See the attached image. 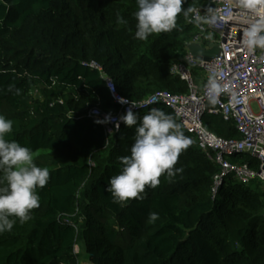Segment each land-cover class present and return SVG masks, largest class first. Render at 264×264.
Segmentation results:
<instances>
[{
    "label": "trees",
    "instance_id": "1",
    "mask_svg": "<svg viewBox=\"0 0 264 264\" xmlns=\"http://www.w3.org/2000/svg\"><path fill=\"white\" fill-rule=\"evenodd\" d=\"M189 5L213 9L206 0ZM137 10L136 0H0V115L14 122L8 139L30 148L51 174L32 219L0 234V264H264V182L229 177L215 193L220 168L164 106L155 108L191 140L174 166L181 171L123 207L105 191L122 170L119 157L130 155L135 126L122 123L109 138L88 116L94 107L119 108L102 73L85 63L98 62L134 102L189 92L172 70L199 27L180 15L173 31L140 41ZM150 111L135 113L142 120ZM205 123L240 138L218 116ZM235 162L259 168L251 157ZM153 212L159 218L150 222Z\"/></svg>",
    "mask_w": 264,
    "mask_h": 264
},
{
    "label": "clouds",
    "instance_id": "2",
    "mask_svg": "<svg viewBox=\"0 0 264 264\" xmlns=\"http://www.w3.org/2000/svg\"><path fill=\"white\" fill-rule=\"evenodd\" d=\"M135 38L148 41L153 34L171 32L177 28V18L196 26H216L221 17L211 8L204 15L201 10L189 5L188 0H136ZM235 7L255 14L256 22L251 23L243 33L242 45L253 54L257 49L264 50V0H236ZM118 23H127L118 15ZM222 73L209 75L205 85V95L212 106L220 103V97L229 91L221 82ZM13 86H9V90ZM114 91V85L109 84ZM19 89L16 94H19ZM121 102H124L121 99ZM133 104L120 122L126 127L135 126L134 143L129 156L119 157L122 170L108 179L106 192L114 203L125 206L130 200L142 201L146 198V188L155 189L160 177L170 181L181 171L174 166L180 153L187 149L191 140L185 136L182 125L174 117L158 108H152L142 120L133 110ZM111 116L104 121L111 122ZM14 122L0 115V234L11 232L19 220L21 225L32 219V211L40 207L38 189H43L50 180L47 167L38 166L30 148L8 139L13 132ZM157 213L149 214V221L158 219Z\"/></svg>",
    "mask_w": 264,
    "mask_h": 264
},
{
    "label": "built area",
    "instance_id": "3",
    "mask_svg": "<svg viewBox=\"0 0 264 264\" xmlns=\"http://www.w3.org/2000/svg\"><path fill=\"white\" fill-rule=\"evenodd\" d=\"M206 1L213 5V10L221 19L216 26H199L192 43L207 50L215 43L222 56L210 61L197 60L187 50L184 63L175 65L172 72L188 83V93L173 95L161 91L141 102H134L117 92L115 82L105 75L98 62L85 65L102 73L112 100L119 108L117 113H113L94 107L88 113L90 118L100 121L111 116V122L99 123L107 137H113L120 130L122 122L119 130L116 123L133 104L137 106L133 109L135 112L160 106L168 108L186 131L194 136L198 148L220 168L215 185L217 193L219 186L229 177L247 185L254 180L264 182V50L257 49L250 54L242 45L244 31L257 20L255 14L235 7L236 0ZM205 12L201 10V15ZM217 73L223 74L221 82L227 84L229 91L221 95L220 103L212 106L206 99L205 85L209 75ZM110 83L114 85V91L109 88ZM208 115L233 124L240 138L227 139L216 135L205 123ZM242 157L256 160L259 168L235 162Z\"/></svg>",
    "mask_w": 264,
    "mask_h": 264
},
{
    "label": "water",
    "instance_id": "4",
    "mask_svg": "<svg viewBox=\"0 0 264 264\" xmlns=\"http://www.w3.org/2000/svg\"><path fill=\"white\" fill-rule=\"evenodd\" d=\"M188 51L197 60L210 61L212 58L222 56L219 46L215 43L210 45L209 50L199 44L192 43L188 45Z\"/></svg>",
    "mask_w": 264,
    "mask_h": 264
},
{
    "label": "rangeland",
    "instance_id": "5",
    "mask_svg": "<svg viewBox=\"0 0 264 264\" xmlns=\"http://www.w3.org/2000/svg\"><path fill=\"white\" fill-rule=\"evenodd\" d=\"M83 264H86V263H83Z\"/></svg>",
    "mask_w": 264,
    "mask_h": 264
}]
</instances>
